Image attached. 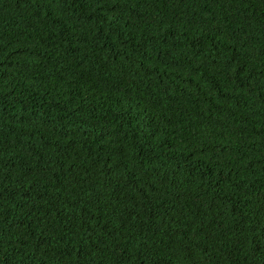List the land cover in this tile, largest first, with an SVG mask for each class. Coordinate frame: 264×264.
Instances as JSON below:
<instances>
[{
    "label": "trees",
    "instance_id": "trees-1",
    "mask_svg": "<svg viewBox=\"0 0 264 264\" xmlns=\"http://www.w3.org/2000/svg\"><path fill=\"white\" fill-rule=\"evenodd\" d=\"M0 264H264V0H0Z\"/></svg>",
    "mask_w": 264,
    "mask_h": 264
}]
</instances>
